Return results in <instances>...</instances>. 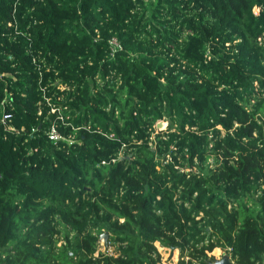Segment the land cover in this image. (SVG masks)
I'll return each instance as SVG.
<instances>
[{"label": "trees", "instance_id": "obj_1", "mask_svg": "<svg viewBox=\"0 0 264 264\" xmlns=\"http://www.w3.org/2000/svg\"><path fill=\"white\" fill-rule=\"evenodd\" d=\"M101 227L133 236L98 252ZM156 242L264 264V0H0V264Z\"/></svg>", "mask_w": 264, "mask_h": 264}, {"label": "rangeland", "instance_id": "obj_2", "mask_svg": "<svg viewBox=\"0 0 264 264\" xmlns=\"http://www.w3.org/2000/svg\"><path fill=\"white\" fill-rule=\"evenodd\" d=\"M256 10H259V8H255ZM158 129H163L166 127L167 122L166 121H159L157 122ZM72 142V141H70ZM74 142L80 143V141L75 140ZM81 144V143H80ZM59 228L61 229V234H59V240L56 245V252H61L63 251L65 247V235L67 234L68 236L73 235V231L70 230L69 227H67L64 224H59ZM127 231L123 230L120 232H114L109 230L107 227H101L100 230H96L97 233L99 234V247H98V252H105L108 254H116L119 253V245L120 241L117 240V238H128L125 242L128 243L132 236H133V229L132 228H127ZM105 235L101 238V235ZM156 245L158 247V250L161 253V262L159 264H178L179 259H180V253L178 250L171 251L169 248H166L160 244V242H156ZM210 255H214L216 258L220 259L222 258L225 254L230 256L231 259V253L225 251L224 249L217 247L215 248L212 252L209 253ZM233 259V258H232ZM234 260V259H233ZM232 261V260H231ZM235 261V260H234ZM233 261V262H234Z\"/></svg>", "mask_w": 264, "mask_h": 264}, {"label": "built area", "instance_id": "obj_3", "mask_svg": "<svg viewBox=\"0 0 264 264\" xmlns=\"http://www.w3.org/2000/svg\"><path fill=\"white\" fill-rule=\"evenodd\" d=\"M112 43H113L114 45H118V44H119V43L117 42V40H115V39L112 41ZM8 117H9V116H8L7 114H3V116H2V121H3L4 123H6L7 120H8ZM49 136H50V138L53 139V140H57V139L63 137L62 135L59 134V132L57 131V129H56L55 126H53V127L50 129V131H49ZM231 260L234 261V260L232 259V255H231ZM234 264H235V261H234Z\"/></svg>", "mask_w": 264, "mask_h": 264}, {"label": "water", "instance_id": "obj_4", "mask_svg": "<svg viewBox=\"0 0 264 264\" xmlns=\"http://www.w3.org/2000/svg\"><path fill=\"white\" fill-rule=\"evenodd\" d=\"M104 235H105V237H107V236H106V233H104L103 235H101V238H102ZM212 264H234V262L231 261L229 255L225 254V255H224L222 258H220V259L216 258V259L212 262Z\"/></svg>", "mask_w": 264, "mask_h": 264}]
</instances>
